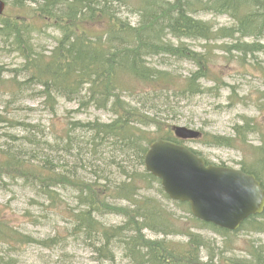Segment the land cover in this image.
Returning a JSON list of instances; mask_svg holds the SVG:
<instances>
[{
    "label": "trees",
    "instance_id": "obj_1",
    "mask_svg": "<svg viewBox=\"0 0 264 264\" xmlns=\"http://www.w3.org/2000/svg\"><path fill=\"white\" fill-rule=\"evenodd\" d=\"M3 1L9 2L17 12L15 16L10 13L0 17V37L13 40L16 48L13 51L23 58L21 69L26 75L21 83H17L16 77L9 79L8 92L15 96L36 87L37 97L53 114L59 100L75 104L77 111L95 109L109 113L112 119L108 123L72 122L70 126L87 133V142L91 137L96 146L104 143L115 146L120 156L111 161L96 160L99 165L90 169L93 179L85 183L86 179L74 173L84 165L85 159L74 158L71 166L68 160H63L65 165L57 167L54 165L56 155L38 148L36 137L25 130L27 135L19 140L28 144L25 150L10 148L6 152L2 148L7 145L0 147V178L19 177L26 182L34 179L44 188H51L53 198L59 194L56 188L66 191L65 185L74 187L78 206L87 209L65 207V213L60 216L79 233L93 231L104 235L105 245L93 247L94 253L102 254L99 259L114 261L110 244L114 236H121V250L130 264H213L211 255L206 261L201 260V252L206 250L201 234L178 225L179 217L168 211L169 205L164 200H169L158 180L144 169V154L155 140L174 141L172 121L176 120L183 102L210 91L218 93L226 85L222 74L213 71L216 42L235 41L233 45L224 44L226 53H222L224 57L232 56L233 51L240 53L237 59L243 64L248 58L257 59V55L264 54V0ZM125 9L137 15L138 23L133 25L122 16ZM207 13L225 15L233 21V26L214 30L213 24L198 18ZM47 29L59 33L55 47L48 53L36 50L30 40L31 35L40 37ZM246 37H252L255 42L244 44L241 40ZM183 40H202L208 44L203 45L204 52H197L189 49ZM160 58L162 64L161 61L152 63L153 59ZM165 61H172L178 68L180 64L193 63L196 69L187 75L174 74ZM208 80H213L214 86L202 84ZM0 123L9 128L33 127L3 115H0ZM233 130L234 138L209 135L204 136V143L209 147L233 148L234 139L245 145L248 137L245 134H258L261 146L255 151L263 154L264 125L248 119ZM67 132L68 129L63 134L49 131L54 140H63ZM9 138L15 139V136ZM30 145H34V149ZM27 155L31 156L28 161L25 160ZM241 165L242 171L255 175L264 187V172H258L252 165ZM151 192L157 193L158 198ZM112 200L125 201L128 205L114 207ZM173 204L180 210L185 207L182 211L188 212L186 204ZM3 211L0 210V239L8 230H16L12 227V217L7 220L2 216ZM103 211L122 216L123 226L104 229L93 216ZM190 219L198 225V231L230 236L226 231ZM245 228L264 234V212L245 221L242 229ZM147 229L161 233L163 238L146 239L142 231ZM126 230L133 234L127 238L122 236ZM174 236L183 237L186 242L167 241ZM254 248L249 254L250 260L221 257L220 262L264 264L263 254ZM0 264L11 263L0 258Z\"/></svg>",
    "mask_w": 264,
    "mask_h": 264
},
{
    "label": "rangeland",
    "instance_id": "obj_2",
    "mask_svg": "<svg viewBox=\"0 0 264 264\" xmlns=\"http://www.w3.org/2000/svg\"><path fill=\"white\" fill-rule=\"evenodd\" d=\"M6 4L5 16L10 13L11 16H15L17 11L11 7L9 2H6ZM123 13L122 16L131 24L135 25L137 23V15L130 14L125 10ZM198 18L213 24L214 30L222 26H233V21L225 15L216 16L207 13L200 14ZM58 36L57 31L47 29L40 37L31 35L30 40L32 42H30L35 45L36 50L43 49L48 53L55 47ZM253 41L255 42L252 37L241 40L244 44H250ZM12 42L11 38L1 39L0 37V69H2L0 70V115L16 118L21 123L33 125L35 128L32 126L28 128L24 126L9 128L4 123H0V147L7 145L2 148L6 152L10 151V148L25 150L28 144L19 140L27 135L25 130H29L30 135L36 137L38 148H42L45 153L47 152L50 155H56L55 166L62 167L65 165L63 160H68L67 164L71 166L75 161L74 158L85 159L84 165L80 166L74 173H78L80 178L86 179L85 183H89L88 179H93L90 175V169L99 165L96 160L111 161L118 158L120 154L115 146L109 147L106 143L99 145V142L96 143L99 146H96L91 137L90 141L87 142V133L80 129L73 130L70 123H88L95 120L102 123L110 121L112 117L105 112L93 109L86 112L83 110L77 111L75 104H70L64 100H59L57 110L53 114L46 109L37 97L38 89L36 87L33 90H26L24 94L19 93L15 96V93L8 92L11 86L9 79L16 77L17 83H21L22 79L26 77L21 69L24 60L18 56V53L13 51L16 48L12 45ZM184 42L189 49H194L197 52H204L205 49L202 47L208 44L202 40L200 42L185 40ZM234 43L233 40L218 41L214 50V55L217 56L215 57L213 70L215 74L221 73L223 75L222 79L227 85L226 88L224 87L225 89H222L219 93L213 91L197 96L191 101L183 102L176 113V121L173 126L200 131L206 136L217 135L231 138L234 126L242 123L245 118L264 125V55L256 56L257 59L248 58L245 64L239 62L237 55H240V53L236 51L232 52V59H224L222 52L226 53V50L223 45H233ZM209 47L210 49L213 48V46ZM158 61H161L160 64L163 63L161 58L153 59L152 63L155 65ZM167 63L171 65L174 74L187 75L189 71L196 69L193 63L180 64L179 68L172 61ZM204 85L212 87L214 84L210 80L205 82ZM66 129H68V132L63 140H54L49 133V131H55L63 134ZM10 135H14L15 139H9ZM67 136L70 137V140ZM245 136H248L247 141L249 140L246 145H241L238 139H234L233 143L236 148L231 149L211 148L196 142H187L186 146L199 152L210 163L231 168H242L241 164L248 165L254 161L257 156L254 147L260 146L258 134L250 135L247 133ZM44 137L47 140H43ZM29 147L34 149V145ZM30 157L27 155L25 160L28 161ZM263 160L264 152L261 154V158L252 164L253 168L260 173L264 172ZM120 173L119 175H121ZM126 178L127 176L124 180ZM0 180H2L0 181V210H4L2 216L7 220L12 217V227L16 229L15 231L8 230L7 235L0 239V258H3L5 263L130 264L121 250L123 248L122 244L119 243L121 236H114L110 244L111 254L115 257L114 261H107L106 258L99 259L101 253H94L93 247L95 246L97 249L105 245L104 235L93 231H89L90 233L87 234L79 233L74 225L62 221L60 215L65 213V207L78 208V210L87 209L78 206L75 200L74 187L65 185L66 191L56 188L59 194L55 195L56 198H53L51 188L49 190L44 188L45 186L39 185L34 179L26 182V180L19 177L8 179L3 176ZM151 193L153 197L158 198L157 193ZM47 195L49 196L47 197ZM164 202L169 205L168 211L173 213L175 217H179L178 225L201 234L203 240H205L206 250L201 252L202 261H206L209 255L213 257L214 264H221L222 262L219 259L221 257H226L228 260H250L249 253L253 247H255L254 250L258 249L264 257V234L254 233L247 228L231 236H218L206 230L198 231L196 230L198 225H193L190 216L187 215L186 211H182L185 210V207L180 210L174 207L172 202L166 200ZM111 205L125 207L128 203L112 200ZM113 213L103 211L101 214H94L93 216L98 222L102 223L101 226L104 229H111L114 226L122 227L125 219L122 216H115ZM142 233L146 239L153 241L162 237L161 233L149 229L143 230ZM132 234L133 232L126 230V232L123 231L122 236L127 238ZM51 239H55V242H50ZM31 240L33 242L29 243L28 241ZM167 241L174 243L186 242L182 237H168ZM46 242L47 245H44Z\"/></svg>",
    "mask_w": 264,
    "mask_h": 264
},
{
    "label": "water",
    "instance_id": "obj_3",
    "mask_svg": "<svg viewBox=\"0 0 264 264\" xmlns=\"http://www.w3.org/2000/svg\"><path fill=\"white\" fill-rule=\"evenodd\" d=\"M4 4L0 1V14ZM177 137L197 138L199 133L175 128ZM148 172L161 180L173 200L188 202L192 215L220 228L235 231L251 215L264 210V190L254 176L223 167H205L187 149L167 141L150 145L145 154Z\"/></svg>",
    "mask_w": 264,
    "mask_h": 264
},
{
    "label": "bare ground",
    "instance_id": "obj_4",
    "mask_svg": "<svg viewBox=\"0 0 264 264\" xmlns=\"http://www.w3.org/2000/svg\"><path fill=\"white\" fill-rule=\"evenodd\" d=\"M250 1H251V0H250ZM2 2H3V4H4V10H5L7 4H6L3 0H2ZM121 6H122V5H121ZM253 6H254V5H253ZM255 10H256V9H255ZM125 11L128 12V10H126V9H125ZM173 11H175V10H173ZM173 11H172V12H173ZM176 12H177V11H176ZM259 12H260V11H259ZM123 14H124V13H123ZM129 17H130V16H129ZM124 18H125V17H124ZM125 21H126V20H125ZM137 23H138V22H137ZM122 34H123V33H122ZM114 39H116V38H114ZM119 39H120V38H119ZM178 44H179V43H178ZM189 46H190V45H189ZM119 49H120V48H119ZM174 51H175V50H174ZM170 55H171V54H170ZM9 139H10V138H9ZM216 253H217V251H216Z\"/></svg>",
    "mask_w": 264,
    "mask_h": 264
}]
</instances>
